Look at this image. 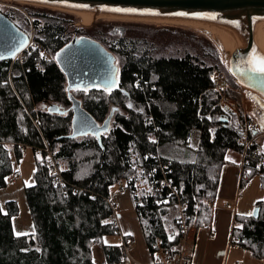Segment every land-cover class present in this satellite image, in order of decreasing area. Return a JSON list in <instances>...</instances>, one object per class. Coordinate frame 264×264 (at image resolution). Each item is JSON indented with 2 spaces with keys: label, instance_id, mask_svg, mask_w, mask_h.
Returning <instances> with one entry per match:
<instances>
[{
  "label": "trees",
  "instance_id": "trees-1",
  "mask_svg": "<svg viewBox=\"0 0 264 264\" xmlns=\"http://www.w3.org/2000/svg\"><path fill=\"white\" fill-rule=\"evenodd\" d=\"M23 9L26 15L0 8L18 30L32 33L33 44L23 62L0 61V187L13 174L10 152L19 161L22 149L31 148L42 158L35 160L33 185L25 188L35 232L15 235L11 218L16 204L6 203V211L0 207V264H95L93 244L101 248L105 264L121 262V246L103 242L119 233L109 202L110 189L118 183L130 192L151 256L155 259L159 247L166 256L175 254L180 232L175 220L167 224L165 216L181 206L196 229L209 226L226 153L241 151L243 111L233 91L239 85L216 47L180 28L102 21L82 27L69 14ZM75 34L101 43L119 68L114 89L71 92L97 123L112 114L101 145L90 135L67 138L71 103L53 57ZM161 35L169 41L155 40ZM216 74L227 78V94L235 97L237 114L219 104L213 92ZM52 104L64 113H48L46 105ZM193 132L199 133L195 149L190 147ZM45 143L63 186H54L44 165ZM162 145L190 150L194 157H164L158 153ZM263 157L259 153L247 167L248 179L258 176L264 189ZM255 208L256 218L235 215L232 238L264 264V199Z\"/></svg>",
  "mask_w": 264,
  "mask_h": 264
},
{
  "label": "water",
  "instance_id": "water-1",
  "mask_svg": "<svg viewBox=\"0 0 264 264\" xmlns=\"http://www.w3.org/2000/svg\"><path fill=\"white\" fill-rule=\"evenodd\" d=\"M51 7L80 14L75 24L88 25L95 17L111 14L167 16L188 19L209 26L220 36L225 48L223 61L237 84L257 95L264 102V51L256 37L257 19H264V0H9ZM29 36L17 29L0 12V61H11L29 44ZM54 61L66 80L70 100V134L67 138L100 136L111 126V116L97 123L72 95L74 90L99 88L112 90L118 83L115 56L101 43L77 36L61 47ZM51 114H63L58 106L46 105ZM226 122V120H223ZM258 208L252 217L258 216Z\"/></svg>",
  "mask_w": 264,
  "mask_h": 264
},
{
  "label": "rangeland",
  "instance_id": "rangeland-1",
  "mask_svg": "<svg viewBox=\"0 0 264 264\" xmlns=\"http://www.w3.org/2000/svg\"><path fill=\"white\" fill-rule=\"evenodd\" d=\"M24 6L44 8L46 10L59 11L65 14H69V16L72 17L74 24L81 21L80 14L75 13V12L65 11V10H60V9H55L51 7L35 5V4L14 2V1H9V0H0L1 9L3 8L11 9L12 8L26 15L25 10L23 9ZM127 17L120 16V17L113 18V17H107L106 15V16L95 17L86 26L81 25V24H75V25H79L82 27H90L92 24L102 21V22H115V23L116 22L133 23V24H140L143 26H154V27L165 26V27L180 28L184 31L192 32L197 37L202 36V37H205L207 40L211 41L216 47L217 51L219 52L222 62L224 63L223 61L224 52L222 48L220 49L219 46L217 45L216 39L212 37L213 32L209 28L208 29L211 31V32L209 31L210 33L208 32V30H204L201 32L192 25L171 22L172 17L170 19V22L168 20L164 22L156 21L157 23L154 20H151L150 18L139 17L138 15L128 17V18ZM167 18H170V17H167ZM184 20H188V19H184ZM191 27L193 29H191ZM198 31L201 33H199ZM208 34L210 35V37L206 36ZM155 40L157 41L161 40L163 42H167L169 41V37L161 35V36H157ZM32 45L33 44H31V46ZM259 47L261 48V44H259ZM224 65L226 66L225 63ZM214 79H215L216 86L222 87L226 90L225 97H227L228 96L227 90L229 89L227 78L225 79L224 76H219V74H216ZM233 91L235 92V94L239 95L238 103L240 104L242 111H243V118H242L243 123L240 124L239 128L242 131H243V128L245 127L248 128L249 138L252 139L253 142L256 144V146L254 145V147L260 153L264 154V102L262 101L259 95L255 94L256 96H254L253 92L241 86H239V88L236 90L234 89ZM229 98L230 99L225 104L222 100L219 101V104L221 105V107L223 108L225 112L237 114V110H238L237 101L233 95L230 96ZM253 130L258 131L257 132L258 134L255 135L256 132H253ZM198 142H199V133L193 132L190 138V147L194 149L197 148ZM21 153L22 154L19 158V161H16L13 152H10V158H11L12 167H13V174H11L6 179L5 186L0 187V207L2 208L3 211H6L7 210L6 203L13 202L14 204H16L17 213L11 218V225H12L13 233L15 235L27 236V235L34 233L35 229H34V225L32 223L31 215L29 213V209H28L27 202L25 199V188L33 185V172L35 171V160L36 158L38 160L41 159L42 156L40 152L33 151L31 148H24L22 149ZM158 153L167 158L170 157V158H175V159L185 160V161H191L194 157L192 151L186 150L183 148H178L173 145L160 146L158 148ZM238 153L240 156V152H235V151L230 150L226 153L227 154L226 156H229V157L236 156ZM261 160L264 161V157ZM240 183L241 184L243 183V186L241 189H239V193L237 197L238 208L236 210V207H235V211L237 215H241V216L250 215L255 209L256 202L264 199V189L261 187L258 176H252L249 179L247 177L246 180L242 182L240 181ZM131 201H132V198H131L130 192L124 188L123 184L118 183L111 187L110 193H109V202L113 206L114 211L119 212V205L124 204L125 202H131ZM236 206H237V201H236ZM180 209H183V208L179 206L177 207L176 210L171 211L167 216H165V221L167 224L172 223L174 220L176 224L178 223L179 219L177 218L180 214ZM114 221L116 222L115 216H114ZM188 225L195 227L193 224H190L189 221H188ZM177 229L179 230L178 226H177ZM103 242L105 244H115L118 242V237L117 235L107 236L103 239ZM128 244L130 245V247H132L130 243ZM92 253H93V261L95 264H105L102 250L98 246V244H93ZM122 256H123V253H122ZM122 260H123V257H122ZM121 262L115 263V264H120ZM134 262H132V264H135ZM136 263L139 264L138 262Z\"/></svg>",
  "mask_w": 264,
  "mask_h": 264
},
{
  "label": "crops",
  "instance_id": "crops-1",
  "mask_svg": "<svg viewBox=\"0 0 264 264\" xmlns=\"http://www.w3.org/2000/svg\"><path fill=\"white\" fill-rule=\"evenodd\" d=\"M227 155V154H226ZM227 164L219 174L217 197L212 204V215L209 226L196 229L191 264H263L250 256L236 244L232 238L235 211L238 208L240 183V156H225ZM237 201V206H236ZM114 209V208H113ZM119 233V245L122 240L131 244L129 256L131 261L139 264H154L162 260L159 252L155 259L145 244L144 237L133 202L119 205V212L114 211Z\"/></svg>",
  "mask_w": 264,
  "mask_h": 264
},
{
  "label": "built area",
  "instance_id": "built-area-1",
  "mask_svg": "<svg viewBox=\"0 0 264 264\" xmlns=\"http://www.w3.org/2000/svg\"><path fill=\"white\" fill-rule=\"evenodd\" d=\"M29 44L26 46L20 53L16 55L11 60V63L14 62H23L24 60V52L28 49V47L32 44V33L29 36ZM219 76H222V74H219ZM213 92L218 94L220 97V100L224 102V104L230 99L228 96L225 97L226 90L222 87L215 86L213 87ZM35 127L38 130V127L35 122H33ZM241 151H240V181L246 180L248 177V167L250 160L253 158H256L258 154L260 153L254 145H256L252 139L249 138L248 135V128H243V131L241 130ZM43 152L45 159H44V165L46 166L47 170L49 171L50 175L53 179L54 186H63L64 185V178L61 175V171L58 168L55 159L53 158L52 151L50 150L49 146L47 144H44L43 149H41ZM262 161V160H261ZM262 164H264V161H262ZM178 223L177 226L179 228L180 232V243L178 247L175 248V254L171 256H166L164 249L159 247L158 253L160 252L163 256L162 260H156L154 264H191V257L193 254V248H194V236L196 228L193 226L188 225V217L185 214L183 209H180V214L178 216ZM234 240V239H233ZM120 246L123 250V260L120 264H132L129 256V250L130 245L127 241L122 240L120 242ZM137 264L136 262H134Z\"/></svg>",
  "mask_w": 264,
  "mask_h": 264
},
{
  "label": "bare ground",
  "instance_id": "bare-ground-1",
  "mask_svg": "<svg viewBox=\"0 0 264 264\" xmlns=\"http://www.w3.org/2000/svg\"><path fill=\"white\" fill-rule=\"evenodd\" d=\"M122 17V16H124V17H132V16H137V15H130V14H120V13H116V14H111V15H107V17ZM139 16V15H138ZM127 17V18H128ZM139 17H147V18H150L151 20H154L155 22L157 21V22H161V21H169L170 22V19H171V17L170 18H167V16H139ZM165 18H167V19H165ZM156 22V23H157ZM168 22V23H169ZM171 22H175V23H182V24H189V25H192V26H194L197 30H199V31H204V30H208V32L211 30L212 32H213V35H215V36H213L212 35V37H214L215 39H216V43H217V45L219 46V48L221 49L222 48V50H223V52H225V48H224V46H223V43H222V41H221V39H220V36H219V34L217 33V32H215L213 29H211L209 26H206V25H203V24H199V23H196V22H193V21H191V20H184V19H182V18H174V17H172V21ZM159 24V23H158ZM171 24H173V23H171ZM176 25V24H175ZM180 25V24H179ZM210 30H209V29ZM191 29H193L192 27H191ZM198 31V32H199ZM210 31V32H211ZM201 32H199V33H201ZM209 32V33H210ZM207 33V32H206ZM206 36H208V37H210V35L208 34V35H206ZM256 37H257V39H258V41H259V44H261V48L263 49V51H264V19H257V24H256ZM213 40V39H212ZM41 48V47H40ZM223 56V55H222Z\"/></svg>",
  "mask_w": 264,
  "mask_h": 264
}]
</instances>
